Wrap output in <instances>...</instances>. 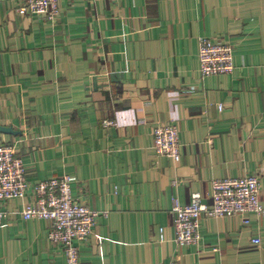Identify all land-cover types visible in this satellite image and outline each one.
Masks as SVG:
<instances>
[{"label":"crops","instance_id":"crops-1","mask_svg":"<svg viewBox=\"0 0 264 264\" xmlns=\"http://www.w3.org/2000/svg\"><path fill=\"white\" fill-rule=\"evenodd\" d=\"M59 9L53 23L0 0V125L17 133L0 145L15 148L31 186L70 176L75 200L108 213L81 264H264V218H202L200 244L183 248L172 215L174 198L208 202L215 180L251 176L264 206V0ZM201 38L233 48L232 74L202 78ZM166 124L179 130V163L154 154ZM29 202L31 191L0 202V264H67L50 222L22 218Z\"/></svg>","mask_w":264,"mask_h":264},{"label":"built area","instance_id":"built-area-1","mask_svg":"<svg viewBox=\"0 0 264 264\" xmlns=\"http://www.w3.org/2000/svg\"><path fill=\"white\" fill-rule=\"evenodd\" d=\"M108 2L111 0H95ZM19 14L41 17L49 22L59 18V0H16ZM233 48L208 38L199 42V63L202 78L229 75L234 71ZM219 111L223 106L218 107ZM111 122H105L110 126ZM153 149L156 157L166 156L179 163L182 144L179 130L174 124L158 126L154 131ZM27 168L16 155L12 145H0V202L25 199L31 191L34 202L26 204L22 211L25 221H51L48 238L57 243L66 257L67 264H80V246L88 241L100 218H107V212H99L74 201L73 178L61 176L48 182L31 186L26 178ZM261 185L257 176L215 180L212 183L208 202L200 193L191 196L188 205L173 199L172 214L176 232L175 242L179 247L198 246L201 241L200 222L202 218L220 219L243 217V223L250 225L248 216L264 218V206L260 201ZM5 214L0 212V222ZM163 238V230H161ZM254 244H261L259 238ZM177 264V263H173Z\"/></svg>","mask_w":264,"mask_h":264},{"label":"water","instance_id":"water-1","mask_svg":"<svg viewBox=\"0 0 264 264\" xmlns=\"http://www.w3.org/2000/svg\"><path fill=\"white\" fill-rule=\"evenodd\" d=\"M0 134H13L16 135L17 133L12 130V128H6L0 125Z\"/></svg>","mask_w":264,"mask_h":264},{"label":"rangeland","instance_id":"rangeland-1","mask_svg":"<svg viewBox=\"0 0 264 264\" xmlns=\"http://www.w3.org/2000/svg\"><path fill=\"white\" fill-rule=\"evenodd\" d=\"M111 125H112V124H111ZM154 154H155V152H154ZM163 157H166V156H163ZM23 163H24V162H23ZM24 165H25V164H24ZM26 175H27V172H26ZM60 177H61V176H60ZM60 177H56V178H60ZM26 178H27V176H26ZM54 179H55V178H54ZM27 182H28V180H27ZM47 182H48V181H47ZM72 189H73V187H72ZM73 199H74V198H73ZM74 201L79 202V201H77V200H75V199H74ZM79 203H80V202H79ZM103 213H104V212H103ZM172 215H173V214H172ZM107 217H108V216H107ZM100 219H101V218H100ZM220 219H221V218H220ZM98 221H99V220H98ZM48 222H50V224L53 225L51 221H48ZM97 223H98V222H97ZM96 225H97V224H96ZM92 233H93V231H92ZM92 233H91V234H92ZM88 240H89V239H88ZM53 243L56 244V245H58V244L55 243V242H53ZM85 243H86V242H85ZM85 243H84V244H85ZM58 246H59V245H58ZM80 259H81V257H80ZM69 262H71L72 264H74L72 260H69ZM80 264H81V261H80Z\"/></svg>","mask_w":264,"mask_h":264}]
</instances>
